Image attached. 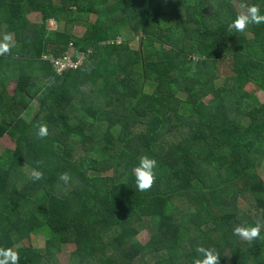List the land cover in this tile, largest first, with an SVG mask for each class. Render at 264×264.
<instances>
[{
	"label": "trees",
	"instance_id": "1",
	"mask_svg": "<svg viewBox=\"0 0 264 264\" xmlns=\"http://www.w3.org/2000/svg\"><path fill=\"white\" fill-rule=\"evenodd\" d=\"M242 4L264 15V0H0V37L15 42L0 56V138L13 144L0 152V247L40 235L13 248L19 264H59L60 244L73 247L65 264H192L200 242L220 264H264V227L251 244L233 235L264 225V101L244 89L264 93V24L228 32ZM125 29L136 48L116 42ZM69 45L74 69L40 59ZM142 156L157 161L144 192Z\"/></svg>",
	"mask_w": 264,
	"mask_h": 264
},
{
	"label": "clouds",
	"instance_id": "2",
	"mask_svg": "<svg viewBox=\"0 0 264 264\" xmlns=\"http://www.w3.org/2000/svg\"><path fill=\"white\" fill-rule=\"evenodd\" d=\"M243 9L239 12L235 19L228 24V32H244L249 25L264 24V15L260 12L259 5H241ZM15 47L13 35L11 33H4L0 37V56L10 54L12 48ZM48 136V127L46 124H40L36 132L37 139H44ZM36 167L31 170L30 179L39 181L44 178L43 171L40 170L42 161L35 162ZM157 161L148 156H142L139 159L137 166L133 168V175L135 178V185L138 191L144 192L152 188L155 182V169ZM65 184L70 180L68 173H62L59 177ZM261 225L259 222L255 226L237 225L233 229V235L239 240L251 244L257 239H261ZM194 250L197 254L193 259L192 264H220V254L214 248L204 247L200 242H197ZM20 256L18 251L13 248L0 247V264H19Z\"/></svg>",
	"mask_w": 264,
	"mask_h": 264
},
{
	"label": "rangeland",
	"instance_id": "3",
	"mask_svg": "<svg viewBox=\"0 0 264 264\" xmlns=\"http://www.w3.org/2000/svg\"><path fill=\"white\" fill-rule=\"evenodd\" d=\"M237 10L239 12L242 11V8L240 6H236ZM27 19L29 21L35 22L37 23L39 21V14L37 12H30L27 14ZM90 20H92V18H90ZM56 27H58L57 24H55L52 20L48 21V28L49 29H55ZM84 30V24L83 22H77L76 24L73 25V27L71 28V32L76 35V36H80L82 34ZM126 30V31H125ZM123 30L122 32H120V35H118L117 37H115L116 42H120L122 39V35L125 36V38L128 40V46L132 49L136 48L138 46V41H137V37H135V35H132L130 33H128L129 31L127 29ZM70 47V46H69ZM66 52H68V50H66ZM13 88V83L10 82L7 87L6 90L8 92V94L11 93ZM245 92L247 93V95L250 97H252L251 100L256 101L257 103H261L264 101V93L257 88L254 83L252 82H247L244 86ZM205 101H207L205 99ZM33 103L31 105V107H29V111L31 110V108L33 107ZM34 109H32L33 111ZM27 117H30V115H27ZM13 147V144L11 143V141L9 140L8 137H6L5 135L3 137L0 138V152H2L4 149H11ZM260 175L262 177V179L264 180V163L260 168ZM148 236L146 231H141L136 235V239L141 242L144 243L147 240ZM43 244V239L40 235H36V236H26L24 238H22L19 243L17 245H15L13 248L16 247H41ZM59 251L58 253H56V259L59 262V264H65L68 253L73 249V247L70 244H60L59 246Z\"/></svg>",
	"mask_w": 264,
	"mask_h": 264
},
{
	"label": "built area",
	"instance_id": "4",
	"mask_svg": "<svg viewBox=\"0 0 264 264\" xmlns=\"http://www.w3.org/2000/svg\"><path fill=\"white\" fill-rule=\"evenodd\" d=\"M70 46V47H69ZM68 46V52H64L61 56L53 57L52 55H41L40 59L47 61L50 64L51 69L58 75L64 71H68L77 67L82 61V56L77 55L74 48L71 45ZM73 55H76L75 61L71 58ZM78 56V57H77Z\"/></svg>",
	"mask_w": 264,
	"mask_h": 264
}]
</instances>
